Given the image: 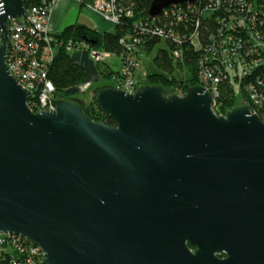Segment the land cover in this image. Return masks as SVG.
Wrapping results in <instances>:
<instances>
[{"label": "water", "instance_id": "1", "mask_svg": "<svg viewBox=\"0 0 264 264\" xmlns=\"http://www.w3.org/2000/svg\"><path fill=\"white\" fill-rule=\"evenodd\" d=\"M197 1L154 0L149 17ZM24 16V0H0V233L44 264H264L259 115H217L202 86L146 85L91 92L115 126L65 100L36 114L6 65L7 23Z\"/></svg>", "mask_w": 264, "mask_h": 264}, {"label": "trees", "instance_id": "2", "mask_svg": "<svg viewBox=\"0 0 264 264\" xmlns=\"http://www.w3.org/2000/svg\"><path fill=\"white\" fill-rule=\"evenodd\" d=\"M153 1L126 0L125 12L114 33H102L77 23L55 36L58 48L48 72V79L55 86V99L72 102L73 95L86 82L85 69L73 60L67 49L70 44L75 49L77 43L88 38L96 42L93 48L120 57L122 61L131 51L123 47L121 40L126 34L133 33L141 42L130 54H152L158 48L154 58L156 71L147 73L143 85L160 86L165 91L173 89L183 96L193 87L210 88L212 80L204 82L202 78V73L209 71L220 80L216 84L217 115L250 106L264 122V102L256 106L250 100V87L264 92V50L255 46L256 40L264 41V0H199L193 6L186 3L169 7L158 18L151 19L149 10ZM90 3L92 0H82L79 5L86 8ZM24 4L28 7L27 0ZM142 28H145L144 33ZM155 28L162 30L165 36L149 33ZM230 37L232 43L227 42ZM231 48L236 54L229 62L231 56L227 58L223 51ZM107 61L96 63L100 75L116 79L120 71L114 73L107 67H100ZM254 62L259 63L255 66ZM231 64L247 67L250 72L242 77L239 68L230 67ZM83 110L94 122L116 125L115 120L102 114L93 102L83 106Z\"/></svg>", "mask_w": 264, "mask_h": 264}, {"label": "built area", "instance_id": "3", "mask_svg": "<svg viewBox=\"0 0 264 264\" xmlns=\"http://www.w3.org/2000/svg\"><path fill=\"white\" fill-rule=\"evenodd\" d=\"M56 1L27 0L28 7H25V15H27L28 19L24 16L19 19L9 20L7 23L8 41L6 65L17 82L24 89L31 92L32 98L28 102V105L36 114L41 112H55L57 109V100L54 97L55 86L48 79V72L54 62L58 48V45L55 43V37L51 35L49 30L51 15ZM73 1L82 4V0ZM125 1L92 0V3L86 5V9L117 27L125 12L123 10ZM195 4L189 5L193 6ZM144 30L145 28H142L141 32L144 33ZM149 33L160 37L165 36L164 32L159 28H155ZM137 36L133 33H128L121 40L123 47L129 52L131 51L130 53L141 42ZM231 39V37L227 38V42L232 43ZM3 42L4 37L0 29V46ZM255 46L260 47V50H264V41H261V39L256 40ZM67 49L74 50V46L70 44ZM75 49L77 51L88 52L95 63H103L112 56L109 53L101 52L93 48L86 41L77 43ZM130 53L124 56L119 77L114 79V81L116 89L134 94L139 88V82L135 80V70L140 65L142 53ZM223 54L227 58L231 56L229 60L231 62L236 52L231 48L225 49ZM258 63L254 62V65L256 66ZM233 66L237 65L231 64L230 67ZM237 67L242 77L250 72L247 67ZM202 78L204 82L212 80L211 86H209L210 88L206 87V89L213 95L216 101L218 97L216 84H219V78H214L213 74L209 71L202 73ZM78 90H80V93H84L85 88L81 86ZM250 100L256 106L262 105L264 102V92H258L256 88L250 87ZM255 113L257 114L256 111ZM43 259L44 253L42 250L27 238L15 234L0 233V264H44Z\"/></svg>", "mask_w": 264, "mask_h": 264}, {"label": "rangeland", "instance_id": "4", "mask_svg": "<svg viewBox=\"0 0 264 264\" xmlns=\"http://www.w3.org/2000/svg\"><path fill=\"white\" fill-rule=\"evenodd\" d=\"M68 10L70 11V13H69V15H67L66 20H64L62 22L61 31L63 30V28L65 26H67V25H69V23H71L70 21L72 20V14H75V16H77V14H78V16L82 15L81 20L88 21L89 23H91L90 27L93 29H97L99 32L114 33L116 31L115 30L116 27L113 24L107 22L103 18H101V17H99V16H97L91 12H88V10L86 8H82L80 11L78 3L75 5H68ZM157 49H155V51L152 54H146V53L143 54L142 53L143 55L141 57L140 65L135 70V80H137L141 84L140 86H142L143 84L146 83L145 78H146V75L148 72L153 71V70L156 71V69L154 67V58L156 56ZM76 51H77L76 49H74L72 51L70 50L69 53L73 57L75 55ZM116 59H117V56H111L109 59H107L108 60L107 63L100 64V67L101 68L107 67V64L112 63L113 66L110 65V67H111V69H114V72H116L118 69V64H117L118 60H116ZM114 60H115V62H113ZM101 77H102V79L100 81H97V82H95V84H92L86 88V93L82 94V93H80V90H77L76 93L72 97L73 100H71V101L74 103H77L79 105H82V106H88L91 103V97H92L91 92L95 88H97V87L114 88L115 81H114L113 77H103V76H101ZM237 94H238V100H239V102H241L242 97H240L238 86H237ZM174 95H177V93L173 89H167L166 90V94H165L166 97H171ZM179 95H182V94H179Z\"/></svg>", "mask_w": 264, "mask_h": 264}, {"label": "crops", "instance_id": "5", "mask_svg": "<svg viewBox=\"0 0 264 264\" xmlns=\"http://www.w3.org/2000/svg\"><path fill=\"white\" fill-rule=\"evenodd\" d=\"M77 4V2L73 1V0H57L54 8H53V12H52V16H51V20H50V24H49V30L52 36H57L59 34H61L67 27H70L72 25H75L77 23L80 24H84L86 26H91L88 21L86 20H81V16L77 14V16H75V14H72V20L70 21L71 23H69V25L65 26L62 29V22L64 20H66L67 15H69L70 11L68 10V5H75ZM79 9L81 11V7L79 5ZM88 12H91L90 10H88ZM93 13V12H91ZM95 14V13H93ZM97 15V14H95ZM98 16V15H97ZM100 17V16H99ZM61 31V32H60ZM73 60L81 65L86 72V82L83 85V88H85V93H86V88L92 84H95V82L100 81L102 79L100 72L96 66V63L91 59V57L89 56L88 52L85 51H76L75 55L72 57ZM118 60V69L116 72H119L121 70L122 67V61L120 57H117ZM115 62V60L113 61ZM110 65L113 66L112 63L107 64L108 67V71L110 70L111 72H114V69H111ZM114 72V73H116ZM93 87V86H92ZM83 94V93H82Z\"/></svg>", "mask_w": 264, "mask_h": 264}, {"label": "clouds", "instance_id": "6", "mask_svg": "<svg viewBox=\"0 0 264 264\" xmlns=\"http://www.w3.org/2000/svg\"><path fill=\"white\" fill-rule=\"evenodd\" d=\"M142 86H143V85H142ZM114 89H116V88H115V85H114ZM138 89H139V88H138ZM84 93H85V92H84Z\"/></svg>", "mask_w": 264, "mask_h": 264}]
</instances>
